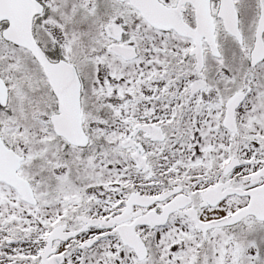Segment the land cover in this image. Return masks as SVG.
<instances>
[{"label": "snow or ice", "instance_id": "obj_1", "mask_svg": "<svg viewBox=\"0 0 264 264\" xmlns=\"http://www.w3.org/2000/svg\"><path fill=\"white\" fill-rule=\"evenodd\" d=\"M0 264H264V0H0Z\"/></svg>", "mask_w": 264, "mask_h": 264}]
</instances>
